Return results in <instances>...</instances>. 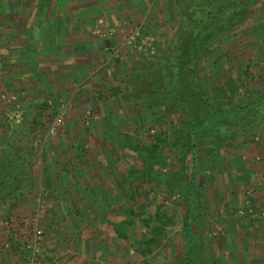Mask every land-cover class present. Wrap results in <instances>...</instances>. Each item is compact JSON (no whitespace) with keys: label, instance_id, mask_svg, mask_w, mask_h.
Returning <instances> with one entry per match:
<instances>
[{"label":"rangeland","instance_id":"rangeland-1","mask_svg":"<svg viewBox=\"0 0 264 264\" xmlns=\"http://www.w3.org/2000/svg\"><path fill=\"white\" fill-rule=\"evenodd\" d=\"M188 2L221 0H173L168 15L148 27L94 23L91 36L105 43L102 57L111 64L104 83L93 86L90 107L51 96L39 111H26L17 93H0V173L12 152L28 173L24 189L0 204V264L48 262L55 240L82 233L66 232L69 222L90 223V239L110 251L108 263L184 264L190 133L180 104L162 87L179 60L173 48ZM229 3L226 26L219 21L203 35L196 74L211 97L238 106L264 95V0L249 10ZM184 82L185 101L198 109L192 76ZM213 139L203 141L204 194L190 221L202 243L200 264H264V122L224 140L215 160Z\"/></svg>","mask_w":264,"mask_h":264},{"label":"crops","instance_id":"crops-1","mask_svg":"<svg viewBox=\"0 0 264 264\" xmlns=\"http://www.w3.org/2000/svg\"><path fill=\"white\" fill-rule=\"evenodd\" d=\"M172 1L0 0V7H7L5 12V6L0 8V93H17L26 111H39L51 96L71 100L76 107L92 106L93 86L104 83L102 72L111 64L102 57L105 43L91 36L94 23L133 20L153 26L168 15ZM64 226L66 232L82 233L61 235L44 264H114L108 263L106 244L90 239V223ZM115 242L120 248V239ZM116 258L113 262L120 264Z\"/></svg>","mask_w":264,"mask_h":264},{"label":"trees","instance_id":"trees-1","mask_svg":"<svg viewBox=\"0 0 264 264\" xmlns=\"http://www.w3.org/2000/svg\"><path fill=\"white\" fill-rule=\"evenodd\" d=\"M233 1L245 10H249L250 4L254 3V0L251 3L249 0H221L217 5L203 4L197 6L191 2L183 5L181 10L185 16V25L176 35L175 47L173 48L175 52L179 53V60L175 65H171L170 70L167 69V77L171 78V84L162 87L164 91L172 94L173 99L180 104L186 114L184 118L190 133V151L192 153L190 172L191 207L188 213V223L184 230L189 253L187 259L184 260V264H200L202 259V243L200 238L194 234L190 221H193L198 214L200 200L204 194L200 177L205 171L199 163L203 141L210 140L213 135L219 138L211 141L213 145L211 159L215 160L224 140L232 138L238 132H248L264 122V95L238 106L225 105L215 100L203 89L196 74V63L199 59L198 54L200 44L204 39L203 35L212 26L218 25L219 21L220 24L226 26L227 21L224 11L230 7L229 2ZM186 75L192 76V87L194 89L192 99L195 100L196 103L194 104L198 109L189 101H185L184 81H186ZM217 131L218 133H216ZM27 174L26 163L19 162L16 153L12 152L6 160L4 172L0 173V204L4 199L10 198L12 194L24 189ZM19 175L21 176L19 177ZM10 181L12 182L10 184L11 188L3 194V189ZM10 192H12L11 195ZM13 198H16L15 195Z\"/></svg>","mask_w":264,"mask_h":264},{"label":"built area","instance_id":"built-area-1","mask_svg":"<svg viewBox=\"0 0 264 264\" xmlns=\"http://www.w3.org/2000/svg\"><path fill=\"white\" fill-rule=\"evenodd\" d=\"M57 122H59L58 125H61L62 124V119H58ZM37 234H38L37 235V241L41 242L42 241V232H38Z\"/></svg>","mask_w":264,"mask_h":264}]
</instances>
